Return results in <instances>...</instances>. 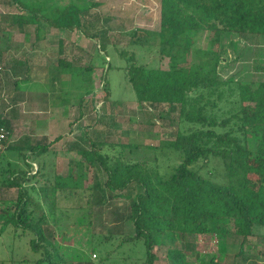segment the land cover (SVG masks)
I'll return each instance as SVG.
<instances>
[{
  "label": "trees",
  "instance_id": "trees-1",
  "mask_svg": "<svg viewBox=\"0 0 264 264\" xmlns=\"http://www.w3.org/2000/svg\"><path fill=\"white\" fill-rule=\"evenodd\" d=\"M159 1L158 55L174 59L175 66L163 69L158 64L141 63L126 49L119 54L128 60L124 69L136 100L170 109L166 116L175 127L172 138L149 149L173 163L164 167L157 155L154 161L127 156L141 146L133 141L89 139L88 147L76 149L80 158L69 160L67 175L55 171L57 153L50 151V143L39 141L29 149H20L17 159L24 166L3 152L0 197L12 189L16 197L13 207L0 209V233L11 227L13 240L28 239L34 256H25L19 264H94L84 252L60 243L53 229L71 208L83 211L91 226L104 199L133 197L127 219L133 223L134 233L124 235L119 246L142 243L145 256L138 264H155L158 255L154 248L161 244V235L170 240L175 239L174 234L238 236L243 238L242 254L254 228H264V81L219 75L226 33L264 35V0ZM11 2L18 12L0 13V22L18 26L27 35L26 28L34 26L40 38L48 25L80 30L91 39L98 36L83 26L93 5L87 0H73L65 6ZM203 34L207 35L205 47L197 45V37ZM107 45L102 40L98 53L107 52ZM93 58L88 65L77 66L81 71H93L98 67ZM183 62L189 63L187 69H183ZM58 65L66 69L74 63L59 59ZM93 90L86 93L92 101L96 95ZM97 92L103 100L109 98L107 73L102 75ZM84 101L80 99V106ZM6 107L0 100V127L9 138V114L16 108L9 106L8 112ZM250 132L257 141L255 148L250 147ZM30 159L37 162L36 169ZM92 168L94 184L87 186ZM166 255L174 264H191L182 249L169 248ZM108 258L109 254L101 257V263ZM211 263L220 264L214 257Z\"/></svg>",
  "mask_w": 264,
  "mask_h": 264
},
{
  "label": "rangeland",
  "instance_id": "rangeland-1",
  "mask_svg": "<svg viewBox=\"0 0 264 264\" xmlns=\"http://www.w3.org/2000/svg\"><path fill=\"white\" fill-rule=\"evenodd\" d=\"M5 1L7 3L0 0V13L18 12L11 0ZM24 1L31 6L38 2L47 6H65L73 0ZM87 1L93 5L84 17L83 26L86 31L98 35L95 39L80 30L67 31L48 25L37 38L34 26L26 28L27 35L18 26L0 22V100L7 107L16 108L9 114L12 133L4 155L22 166L21 159H17L20 149H29L44 138L53 140L59 137V140H53L52 146L57 153L55 171L67 175L69 160L80 158L76 149L88 147L89 139L114 143L133 141L141 146L127 156L154 161L157 155L159 163L166 167L174 160L169 162L166 156L154 152L149 146L161 145L172 138L175 127L166 116L170 109L167 105L150 106L136 100L135 91L126 79L124 67L128 60L119 54V50L126 49L134 52L141 63L158 64L163 69L175 66L174 59L158 55L160 1ZM206 36L197 37L198 46H206ZM102 40H106L108 50L99 54ZM221 45V78L264 81V35L226 33ZM91 57L98 67L93 71H81L77 65H88ZM59 59L71 61L74 65L61 68ZM182 66L187 69L189 63L183 62ZM104 73H107L110 86L106 101L97 92ZM92 89L96 94L93 101L86 96ZM81 98L85 100L82 106ZM7 107L6 111L10 112ZM249 136L250 147L255 148L257 141L251 132ZM31 162L36 169L37 162ZM88 173L85 185L90 186L94 184L93 168ZM15 197L14 189L4 192L0 197V209L13 207ZM132 200L133 197L104 199L103 206L94 212L91 226L87 224L88 218L83 217V211L67 209L61 215V223L53 229L55 237L71 250L84 252L94 264H138L145 256L142 243L128 242L119 246L124 235L134 233L133 223L127 219ZM174 235V240L161 235V244L154 248L158 255L155 264H174L166 255L169 248L182 249L191 264H212L213 257L220 264H264V228L261 227L254 228L242 254H239L242 237ZM108 254L109 258L101 263L100 258ZM25 256L34 257L28 239L14 241L11 227L0 233V264H19Z\"/></svg>",
  "mask_w": 264,
  "mask_h": 264
},
{
  "label": "built area",
  "instance_id": "built-area-1",
  "mask_svg": "<svg viewBox=\"0 0 264 264\" xmlns=\"http://www.w3.org/2000/svg\"><path fill=\"white\" fill-rule=\"evenodd\" d=\"M8 134L4 127H0V156L5 151L8 145Z\"/></svg>",
  "mask_w": 264,
  "mask_h": 264
},
{
  "label": "crops",
  "instance_id": "crops-1",
  "mask_svg": "<svg viewBox=\"0 0 264 264\" xmlns=\"http://www.w3.org/2000/svg\"><path fill=\"white\" fill-rule=\"evenodd\" d=\"M42 54H45V53H42ZM49 120V122H51L52 121V119H48ZM45 139V138H44ZM43 139V141L41 142L42 144L43 143H50L49 144V148H50V151H55L56 152V149H54L52 146H53V140H55V139H53V140H51V138L49 137V139H46V140H44ZM39 142V141H38ZM54 161H55V158H54Z\"/></svg>",
  "mask_w": 264,
  "mask_h": 264
}]
</instances>
